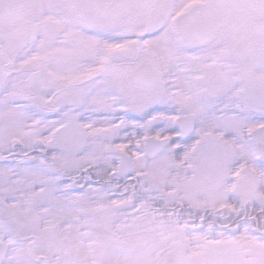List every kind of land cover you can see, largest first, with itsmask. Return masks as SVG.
Masks as SVG:
<instances>
[{
	"label": "snow or ice",
	"instance_id": "obj_1",
	"mask_svg": "<svg viewBox=\"0 0 264 264\" xmlns=\"http://www.w3.org/2000/svg\"><path fill=\"white\" fill-rule=\"evenodd\" d=\"M0 264H264V0H0Z\"/></svg>",
	"mask_w": 264,
	"mask_h": 264
}]
</instances>
